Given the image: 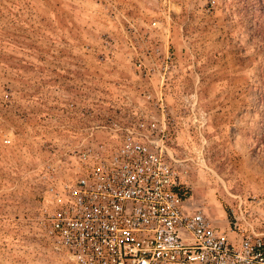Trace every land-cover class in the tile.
I'll return each mask as SVG.
<instances>
[{
  "label": "rangeland",
  "instance_id": "374dc122",
  "mask_svg": "<svg viewBox=\"0 0 264 264\" xmlns=\"http://www.w3.org/2000/svg\"><path fill=\"white\" fill-rule=\"evenodd\" d=\"M150 116L183 211L264 234V0H0V264H72L49 188Z\"/></svg>",
  "mask_w": 264,
  "mask_h": 264
},
{
  "label": "built area",
  "instance_id": "2783aa9c",
  "mask_svg": "<svg viewBox=\"0 0 264 264\" xmlns=\"http://www.w3.org/2000/svg\"><path fill=\"white\" fill-rule=\"evenodd\" d=\"M163 126L140 118L117 129L116 145L77 153L73 181L48 190L54 249L72 264H264V234L238 235L233 223V242L200 211H183Z\"/></svg>",
  "mask_w": 264,
  "mask_h": 264
},
{
  "label": "trees",
  "instance_id": "16d2710c",
  "mask_svg": "<svg viewBox=\"0 0 264 264\" xmlns=\"http://www.w3.org/2000/svg\"><path fill=\"white\" fill-rule=\"evenodd\" d=\"M180 194V193H179Z\"/></svg>",
  "mask_w": 264,
  "mask_h": 264
}]
</instances>
